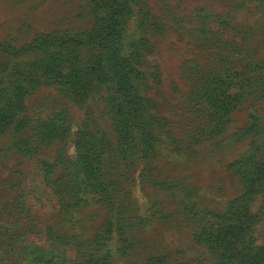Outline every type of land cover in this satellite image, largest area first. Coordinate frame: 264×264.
<instances>
[{
	"label": "rangeland",
	"instance_id": "374dc122",
	"mask_svg": "<svg viewBox=\"0 0 264 264\" xmlns=\"http://www.w3.org/2000/svg\"><path fill=\"white\" fill-rule=\"evenodd\" d=\"M92 6L0 0V43L19 49L0 51V264H31L33 246L62 264H264V0H131L130 88L93 78L74 96L35 68L10 125L1 90L43 57L24 48L81 39Z\"/></svg>",
	"mask_w": 264,
	"mask_h": 264
},
{
	"label": "trees",
	"instance_id": "16d2710c",
	"mask_svg": "<svg viewBox=\"0 0 264 264\" xmlns=\"http://www.w3.org/2000/svg\"><path fill=\"white\" fill-rule=\"evenodd\" d=\"M104 1L106 3H111V6H113V9L107 15L105 23L100 19V11L102 10ZM130 1L131 0H91L93 4V13L96 18H99L98 24L93 29L84 32L81 39H79V36L75 37L68 35V37L63 36L56 38L53 34H46L44 36H39L34 43L24 48L26 51H42L43 57L39 59V67L36 66L34 62L33 66H24L27 68L19 69L17 73L15 70L14 83L8 88H3L1 90L2 96H7L5 99H2L1 103L10 125H15L16 123L19 114L18 106L23 101L26 89L18 77L22 76L21 80L35 79V68L40 71L43 78L53 79L59 82L74 96L82 95L90 89L93 78L98 79L100 82L116 83L121 85V88H130L129 79L132 72L135 71V66L132 61L129 62V60L124 59L121 53L122 11L123 6ZM77 44H90L95 46L98 52L92 57L91 61L87 62H83L79 57H75V54L64 53V50L69 51L71 48L73 50L74 47H77ZM0 51L8 55L19 54V49L14 48L9 43H0ZM1 62L4 63V61L0 60V66H2ZM41 62H43V64H41ZM109 70L113 74L112 76L108 75ZM3 71L4 69H2L0 73ZM50 128L55 135L54 137H57V130L59 127L51 125ZM78 165L80 171L77 173L79 175L82 173L84 177L89 176V187H92L91 189L97 188V186H95L96 184L91 181V174L93 171L92 163L84 161L78 163ZM85 182L86 180H82L83 184H85ZM218 218L221 219L220 225H234L232 221L227 220V214L218 215ZM54 250L55 248L53 247L42 250L33 246L29 249L27 255L30 256L31 264H40L42 262L45 264L65 263V260H62V263L59 261Z\"/></svg>",
	"mask_w": 264,
	"mask_h": 264
}]
</instances>
